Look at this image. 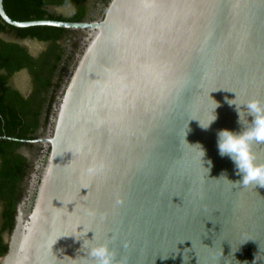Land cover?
Listing matches in <instances>:
<instances>
[{
    "label": "water",
    "instance_id": "water-1",
    "mask_svg": "<svg viewBox=\"0 0 264 264\" xmlns=\"http://www.w3.org/2000/svg\"><path fill=\"white\" fill-rule=\"evenodd\" d=\"M2 1L7 25L78 38L45 126L0 137L42 147L0 264H93L99 243L124 264H264V187L235 183L217 146L243 127L226 98L264 103V0H107L81 21L13 20Z\"/></svg>",
    "mask_w": 264,
    "mask_h": 264
},
{
    "label": "trees",
    "instance_id": "trees-1",
    "mask_svg": "<svg viewBox=\"0 0 264 264\" xmlns=\"http://www.w3.org/2000/svg\"><path fill=\"white\" fill-rule=\"evenodd\" d=\"M87 1L3 0L2 5L5 13L17 21H81L88 17ZM58 8H69L70 13L54 12ZM70 36L71 32L54 27L14 28L0 19V137L29 140L45 126L53 102L49 88L57 87L69 59L64 58L61 42ZM22 41L36 42L41 50L30 54L20 45ZM19 72H25L29 79L26 94L9 84ZM22 146L28 145L0 139V256L5 252L3 235L12 227L15 204L29 166L20 153Z\"/></svg>",
    "mask_w": 264,
    "mask_h": 264
},
{
    "label": "clouds",
    "instance_id": "clouds-1",
    "mask_svg": "<svg viewBox=\"0 0 264 264\" xmlns=\"http://www.w3.org/2000/svg\"><path fill=\"white\" fill-rule=\"evenodd\" d=\"M226 102L236 106L238 123L242 124L240 132H233L229 129H221L217 133V146L221 157H229L235 165V171L240 180L235 183L242 186L259 185L264 187V163H257L256 154L253 152V145L264 144V103L258 99H250L242 105L234 100L226 98ZM219 105L216 103V108ZM215 108V109H216ZM247 112V125L242 123V112ZM216 115L209 121L207 126L201 127L207 130L210 124L216 120ZM203 156H204V151ZM209 165L211 161L208 162ZM103 168V164L92 165L88 172L93 174ZM223 176V174H222ZM94 238V237H93ZM87 256L93 264H124V261H117V253L107 243H99L89 247Z\"/></svg>",
    "mask_w": 264,
    "mask_h": 264
},
{
    "label": "rangeland",
    "instance_id": "rangeland-1",
    "mask_svg": "<svg viewBox=\"0 0 264 264\" xmlns=\"http://www.w3.org/2000/svg\"><path fill=\"white\" fill-rule=\"evenodd\" d=\"M99 9L100 8L96 4L94 6L90 5L89 17L91 19L99 17L100 16ZM54 12L67 15L70 13V10H69V8H58V9H54ZM70 38L65 39L61 42V48L64 50V52L66 54V56H64V58H69V59H67L68 62L64 64L65 67H67V69L70 67V64H68L70 58L71 57L74 58L75 47L73 48V43L74 42L77 43L78 34H72L70 36ZM20 45L22 47H24L26 50H28V52H30V54H33V55H36L41 50L40 46L36 42H32V41H22V42H20ZM65 73H66V69H65ZM9 84L13 89L18 90L22 94H26L29 90V79H28V76L26 75L25 72H19V73L15 74L10 79ZM53 94L54 95L50 94V96H52V99H53V97H55L56 93L54 92ZM43 132L45 133V129L43 130ZM41 148L42 147H31V146H22L20 148V152L23 155H25V157L27 158L29 165H30V168L33 167L34 161H36V160L39 161L38 155H39V150Z\"/></svg>",
    "mask_w": 264,
    "mask_h": 264
},
{
    "label": "flooded vegetation",
    "instance_id": "flooded-vegetation-1",
    "mask_svg": "<svg viewBox=\"0 0 264 264\" xmlns=\"http://www.w3.org/2000/svg\"><path fill=\"white\" fill-rule=\"evenodd\" d=\"M106 2H107V0H88L87 1V16L89 17V8H90V5H97L100 9H99V14L101 13V11H102V9L104 8V6H105V4H106ZM71 39V38H70ZM77 45V44H76ZM75 45V46H76ZM64 56H66V54L64 55ZM68 62V61H67ZM66 62V63H67ZM72 62V57L70 58V60H69V63L68 64H70ZM61 66H62V64H61ZM69 66V65H68ZM65 69H66V72H67V67H65L64 68V71H63V75H62V77H61V79H60V82L58 83V85H57V87L55 88L54 86H50V88H49V91H48V96L51 94V95H54L53 93L55 92L56 93V91L58 90V88H59V86H60V83H61V81H62V78L65 76L64 74H65ZM49 98V97H48ZM53 99H54V97H53ZM47 100V99H46ZM43 117V116H42ZM40 129H41V127L38 129V131L37 132H39L40 131ZM39 154H40V150H39Z\"/></svg>",
    "mask_w": 264,
    "mask_h": 264
}]
</instances>
